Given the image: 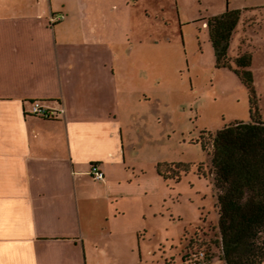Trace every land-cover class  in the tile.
Listing matches in <instances>:
<instances>
[{"label": "crops", "instance_id": "crops-1", "mask_svg": "<svg viewBox=\"0 0 264 264\" xmlns=\"http://www.w3.org/2000/svg\"><path fill=\"white\" fill-rule=\"evenodd\" d=\"M93 2L111 0H0V264H101L97 241L131 239L119 213L160 186L149 97L119 72L116 27L83 23Z\"/></svg>", "mask_w": 264, "mask_h": 264}, {"label": "rangeland", "instance_id": "rangeland-1", "mask_svg": "<svg viewBox=\"0 0 264 264\" xmlns=\"http://www.w3.org/2000/svg\"><path fill=\"white\" fill-rule=\"evenodd\" d=\"M112 3L115 9L106 11ZM104 6L93 2L83 23L116 27L119 72L134 94L149 97L145 169L157 175V164L163 174L179 164L189 167L179 170L178 180L161 177L158 189L135 196L131 208L119 213L135 232L131 239L97 241L101 264H224L217 191L202 142L226 125L247 124L250 103L233 70L215 65L206 20L227 8L240 10L227 54H251L264 121V0H111ZM107 210L117 212L111 203Z\"/></svg>", "mask_w": 264, "mask_h": 264}, {"label": "trees", "instance_id": "trees-1", "mask_svg": "<svg viewBox=\"0 0 264 264\" xmlns=\"http://www.w3.org/2000/svg\"><path fill=\"white\" fill-rule=\"evenodd\" d=\"M239 16V9L227 8L210 16L206 28L215 65L232 69L248 90L250 121L222 127L202 147L209 155L217 191L221 259L224 264H264V121L257 107L251 54L232 59L227 54ZM162 166L157 164L158 174L175 180L179 170L189 167L179 164L172 173L163 174Z\"/></svg>", "mask_w": 264, "mask_h": 264}, {"label": "built area", "instance_id": "built-area-1", "mask_svg": "<svg viewBox=\"0 0 264 264\" xmlns=\"http://www.w3.org/2000/svg\"><path fill=\"white\" fill-rule=\"evenodd\" d=\"M31 113L33 115L39 116V117H43V118H49L50 117V112L44 108L39 101H34L31 104ZM90 174L92 175L93 178H95L96 180H101L103 179V173L101 171H99L95 165H93L90 169Z\"/></svg>", "mask_w": 264, "mask_h": 264}]
</instances>
